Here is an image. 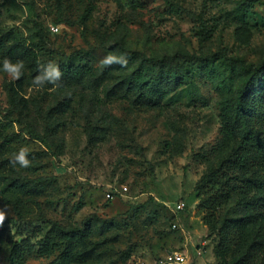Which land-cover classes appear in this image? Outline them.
<instances>
[{
  "label": "rangeland",
  "instance_id": "rangeland-1",
  "mask_svg": "<svg viewBox=\"0 0 264 264\" xmlns=\"http://www.w3.org/2000/svg\"><path fill=\"white\" fill-rule=\"evenodd\" d=\"M0 39V264L15 242L18 264H58V240L49 256L37 252L45 233L87 218L85 259L72 264H243L247 246L217 258L196 185L218 156L217 84L264 58V0H0ZM8 47L18 76L3 66ZM122 50L179 65L208 56L210 71L198 67L193 85L149 106L120 83ZM67 62L90 72L34 83ZM20 150L27 167L15 161ZM254 177L262 202L264 168ZM244 214L234 193L216 217ZM245 235L264 237V213ZM169 251L184 262L168 263Z\"/></svg>",
  "mask_w": 264,
  "mask_h": 264
},
{
  "label": "trees",
  "instance_id": "trees-1",
  "mask_svg": "<svg viewBox=\"0 0 264 264\" xmlns=\"http://www.w3.org/2000/svg\"><path fill=\"white\" fill-rule=\"evenodd\" d=\"M2 45L0 39V48ZM13 56L12 47L3 52L7 60ZM192 58L195 61L188 59L179 65L166 57L138 58L135 52L122 50L117 58L124 70L120 83L133 93L137 102L159 105L170 94L193 85L198 67L210 71L207 67L211 58ZM58 69L61 73L59 80L64 82L90 72L87 63L67 62ZM235 74V82L220 80L216 86L219 92L221 137L214 148L217 158L207 162L206 170L197 182L198 206L203 209L202 219L210 233L219 237L215 254L221 262L225 261L227 251L247 246L244 253L239 255L240 262L264 264V237L248 243L245 235L246 228L264 213V201L261 202L258 195L261 185L254 177L255 170L264 168V58L256 64L240 63ZM234 193L241 196L245 214L238 218L224 217L218 222L217 209L226 204ZM92 225L91 218L71 227L53 224L45 233L37 252L43 256L52 254L56 239L62 244L56 259L58 264L82 261L85 259L84 253L78 252L77 248L90 236ZM23 250L22 242H15L9 253V264H18Z\"/></svg>",
  "mask_w": 264,
  "mask_h": 264
},
{
  "label": "clouds",
  "instance_id": "clouds-1",
  "mask_svg": "<svg viewBox=\"0 0 264 264\" xmlns=\"http://www.w3.org/2000/svg\"><path fill=\"white\" fill-rule=\"evenodd\" d=\"M116 58L115 57H106L104 60L105 64L112 63ZM3 66L6 70L15 72V74L18 76L20 69L22 68V63L17 62L16 64H11L7 59L3 61ZM61 73L58 68L52 66L51 64L48 66L47 72L45 76H37L34 80L35 84H38L39 81H42L43 79H48L49 83H53L56 80L59 79ZM27 153L24 150H20L19 153L15 156V161L18 163L21 167H27L29 165V160L26 158Z\"/></svg>",
  "mask_w": 264,
  "mask_h": 264
},
{
  "label": "built area",
  "instance_id": "built-area-1",
  "mask_svg": "<svg viewBox=\"0 0 264 264\" xmlns=\"http://www.w3.org/2000/svg\"><path fill=\"white\" fill-rule=\"evenodd\" d=\"M52 29L56 31L58 28L55 26L52 27ZM124 188L126 189V187ZM182 206L183 203L179 202L176 204V209H181ZM173 226H175V224H173ZM164 258L168 263H182L185 260V255L182 253V251H169L165 254Z\"/></svg>",
  "mask_w": 264,
  "mask_h": 264
}]
</instances>
